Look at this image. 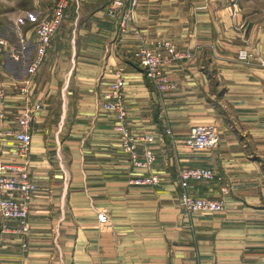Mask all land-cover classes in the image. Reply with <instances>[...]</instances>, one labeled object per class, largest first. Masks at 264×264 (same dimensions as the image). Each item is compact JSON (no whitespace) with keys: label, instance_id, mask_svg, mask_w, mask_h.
Masks as SVG:
<instances>
[{"label":"crops","instance_id":"0c3cea01","mask_svg":"<svg viewBox=\"0 0 264 264\" xmlns=\"http://www.w3.org/2000/svg\"><path fill=\"white\" fill-rule=\"evenodd\" d=\"M57 2L0 0V37L24 50L19 61L7 58L0 72V92L6 91L0 111L16 119L26 101L40 107L31 132L38 186L31 230L25 237L6 232L0 218V264H264V22L241 35L214 0H140L123 27L124 2L112 18V0H80L78 7L72 1L26 99L16 81L26 77L28 45L36 56V29ZM136 30L149 48L170 41L192 52L165 69L175 89L160 94L150 84L133 57ZM243 49L253 54L248 64L239 60ZM118 70L126 79L133 129L153 135L172 130L155 146L157 186L130 184L144 173L122 151L114 114L101 108L102 92ZM162 106L178 111L162 119L156 112ZM200 125L218 128L213 150L192 152L184 145ZM15 145L13 138L3 141L4 161L19 162ZM183 167L212 168L225 178L228 195L218 183H193L189 191L224 198V212L185 215ZM99 213L109 222L100 223Z\"/></svg>","mask_w":264,"mask_h":264},{"label":"built area","instance_id":"2783aa9c","mask_svg":"<svg viewBox=\"0 0 264 264\" xmlns=\"http://www.w3.org/2000/svg\"><path fill=\"white\" fill-rule=\"evenodd\" d=\"M79 5L80 0H73ZM124 0H112L108 16L112 18L121 15ZM140 0H130V7L122 14V26L126 27L134 19L135 8ZM70 0H58L53 14L44 19L36 29V56L28 68L27 75L22 80L16 81L20 94L28 99L33 87L35 77L42 68L49 51L52 48L54 37L60 31L67 15ZM238 12L237 3L233 4ZM238 14H234L236 21ZM139 44L133 54L136 62L144 68L147 79L160 94L176 88L170 83L166 68L169 64L178 60H189L193 57L192 52L179 51L170 41L157 42L155 47H148L147 37L141 31H134ZM24 43L21 40L20 43ZM21 44H14L5 37H0V72L6 66L7 58L19 61L24 55ZM24 47V46H23ZM239 60L250 63L253 54L248 49L239 52ZM259 63L264 66V60L259 58ZM126 79L122 70L117 71L116 80L111 83L108 90L102 92L101 108L108 113L114 114L116 118L115 130L120 134L121 149L128 156L133 168L143 176L130 181L135 186H157L161 183L158 174L152 173L157 162L155 146L165 143L167 137H172V130L166 128L163 133L153 135L144 131H135L130 121L125 95ZM0 97L5 100L6 91L0 92ZM4 103V102H3ZM40 111V107H32L26 101L23 111L16 119L11 118L8 113L0 111V218L2 229L6 232L25 237L30 233V208L38 190L37 183L33 177L31 150H32V124ZM13 138L17 158L19 162L13 164L3 160L1 149L5 139ZM220 142V132L215 125H200L191 128L189 135L183 140L184 145L192 152H207L213 150ZM179 186L182 194L180 203L184 208L186 216L203 213H221L226 210L227 204L224 198L213 199L196 197L189 191L193 183H218L224 184L223 195L230 194L231 185L225 182V178L216 170L207 167H183L178 171ZM99 222H109L105 213H99ZM16 223L15 228L10 223ZM23 247L28 243L21 240Z\"/></svg>","mask_w":264,"mask_h":264},{"label":"rangeland","instance_id":"374dc122","mask_svg":"<svg viewBox=\"0 0 264 264\" xmlns=\"http://www.w3.org/2000/svg\"><path fill=\"white\" fill-rule=\"evenodd\" d=\"M214 1L218 6V10L219 11H221V9L226 10L228 12L229 17L232 20L234 14H238V17L235 21L237 24H234L232 28L234 32L241 33V35H243V33H246V35L249 36L250 34H252L253 31H255V29H259V26L262 24V22H264V0H214ZM234 3H237L238 5V12H236L233 7ZM129 5H130V0H124L123 10L126 11V9L130 7ZM120 21L122 22V18L120 19ZM34 50L35 47L32 45V43H29L26 53L27 68H29V66L31 65V63L35 58ZM176 111L178 110L166 109L163 106L161 109L159 107L156 109V112H158V114L160 112L163 113L161 117L162 119L165 118V116L167 115L172 116L173 114L171 113H174ZM158 114H157V120L159 121L161 119H159L160 114L159 115Z\"/></svg>","mask_w":264,"mask_h":264},{"label":"trees","instance_id":"16d2710c","mask_svg":"<svg viewBox=\"0 0 264 264\" xmlns=\"http://www.w3.org/2000/svg\"><path fill=\"white\" fill-rule=\"evenodd\" d=\"M72 1H73V0H70V5H71V2H72ZM70 5H69V6H70Z\"/></svg>","mask_w":264,"mask_h":264}]
</instances>
